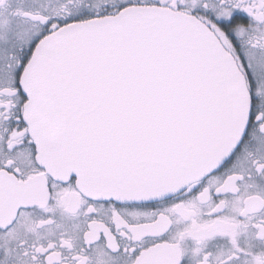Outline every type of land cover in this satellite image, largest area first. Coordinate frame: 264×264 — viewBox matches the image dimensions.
Segmentation results:
<instances>
[{"label": "snow or ice", "instance_id": "obj_1", "mask_svg": "<svg viewBox=\"0 0 264 264\" xmlns=\"http://www.w3.org/2000/svg\"><path fill=\"white\" fill-rule=\"evenodd\" d=\"M0 264H264V0H0Z\"/></svg>", "mask_w": 264, "mask_h": 264}]
</instances>
